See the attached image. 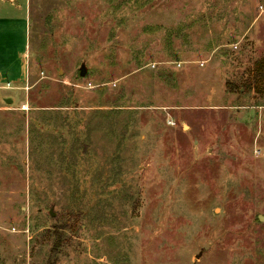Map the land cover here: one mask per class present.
<instances>
[{"label":"rangeland","instance_id":"374dc122","mask_svg":"<svg viewBox=\"0 0 264 264\" xmlns=\"http://www.w3.org/2000/svg\"><path fill=\"white\" fill-rule=\"evenodd\" d=\"M29 12L28 83L0 88V264H264V97L241 88L264 0Z\"/></svg>","mask_w":264,"mask_h":264},{"label":"crops","instance_id":"0c3cea01","mask_svg":"<svg viewBox=\"0 0 264 264\" xmlns=\"http://www.w3.org/2000/svg\"><path fill=\"white\" fill-rule=\"evenodd\" d=\"M29 1L0 0V88L28 83Z\"/></svg>","mask_w":264,"mask_h":264},{"label":"trees","instance_id":"16d2710c","mask_svg":"<svg viewBox=\"0 0 264 264\" xmlns=\"http://www.w3.org/2000/svg\"><path fill=\"white\" fill-rule=\"evenodd\" d=\"M241 88L245 90V93L255 92L257 95L264 97V57L254 62L252 70ZM59 245L60 243L58 242L55 248L59 247ZM48 264H54V262L49 259Z\"/></svg>","mask_w":264,"mask_h":264},{"label":"water","instance_id":"95a60500","mask_svg":"<svg viewBox=\"0 0 264 264\" xmlns=\"http://www.w3.org/2000/svg\"><path fill=\"white\" fill-rule=\"evenodd\" d=\"M81 75H82V76L84 75V70H83V69L81 70Z\"/></svg>","mask_w":264,"mask_h":264},{"label":"built area","instance_id":"2783aa9c","mask_svg":"<svg viewBox=\"0 0 264 264\" xmlns=\"http://www.w3.org/2000/svg\"><path fill=\"white\" fill-rule=\"evenodd\" d=\"M9 86V85H8Z\"/></svg>","mask_w":264,"mask_h":264}]
</instances>
